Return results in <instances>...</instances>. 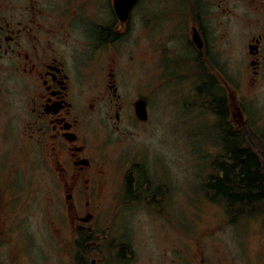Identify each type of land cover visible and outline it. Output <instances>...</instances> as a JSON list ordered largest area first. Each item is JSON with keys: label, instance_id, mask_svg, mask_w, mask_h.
I'll return each mask as SVG.
<instances>
[{"label": "rangeland", "instance_id": "1", "mask_svg": "<svg viewBox=\"0 0 264 264\" xmlns=\"http://www.w3.org/2000/svg\"><path fill=\"white\" fill-rule=\"evenodd\" d=\"M234 9L238 16L218 17L219 26L210 37L216 46L212 53L236 85L237 107L249 120L264 156V86L249 91L245 83L246 64L241 57L247 16ZM144 18L145 26L139 17L125 34L118 78L121 91L146 96L149 116L135 121L127 117L122 132L111 134L112 142L105 147L111 188L98 192L94 230L85 232L71 223L73 210L83 215L84 209L63 206L48 159L37 154L25 135L21 91H14L13 80L1 78L0 264H77L81 254L88 264H217L220 256L221 264H259L257 253L264 255V199L231 216L225 203L218 205L207 192L209 177L219 172L214 159L222 153L213 93L184 91L182 46L179 42L170 46L164 37L154 54L149 47L148 14ZM230 37L233 44L227 42ZM215 94L223 95L229 105L223 91ZM134 168L143 169V190L150 191V200L141 191L140 196L137 192L130 196L132 202L119 204L117 198L111 203L122 173L128 171L138 183ZM107 225L115 229L108 244L103 237ZM122 243L129 255L123 248L120 253L116 250V244Z\"/></svg>", "mask_w": 264, "mask_h": 264}, {"label": "flooded vegetation", "instance_id": "2", "mask_svg": "<svg viewBox=\"0 0 264 264\" xmlns=\"http://www.w3.org/2000/svg\"><path fill=\"white\" fill-rule=\"evenodd\" d=\"M128 1L0 0V82L1 78L13 80L14 91H21L25 135L37 154L48 159V168L62 191L63 206L84 209L83 215L73 210L71 223L85 232L95 229L91 222L93 209L99 206V190L106 187L109 192L111 188L105 155L111 134L122 132L125 118L135 121L138 98L146 101L149 116L144 94L119 88L125 34L135 26V19L140 21L141 17L140 24L145 26L148 14L149 47L154 54H158V42L164 37L170 46L180 43L184 91L213 93V101L217 91H223L225 99L229 97V108L225 105V109L235 130L247 117L240 113L237 118V87L217 63L218 56L212 53L216 46L210 37L219 26L220 15L230 19L238 16L234 8L242 10L247 16L241 57L246 64L245 83L249 91L264 86V0H130L124 14ZM226 33L224 30L227 38ZM230 38L227 42L233 44ZM142 170L134 168L137 184L131 173H122L118 190H112L114 200L108 193L107 202L115 203L117 198L119 204L122 200L132 202L130 196L135 192L140 196L141 191L150 200V191L143 190ZM222 174L219 170L217 176ZM219 197L215 202L223 205ZM167 199L165 188L161 202L165 204ZM106 228L103 237L108 244L115 229L110 225ZM122 248L129 255L123 243L116 244L119 253ZM257 256H261L257 262L264 263L263 253ZM219 258L217 264H221ZM200 261H204L203 256Z\"/></svg>", "mask_w": 264, "mask_h": 264}, {"label": "trees", "instance_id": "3", "mask_svg": "<svg viewBox=\"0 0 264 264\" xmlns=\"http://www.w3.org/2000/svg\"><path fill=\"white\" fill-rule=\"evenodd\" d=\"M215 97L212 109L220 119L222 153L214 159V166L223 174L221 178L211 175L205 188L214 199L222 197L228 214L232 216L264 199V156L249 120H244L232 130L223 95ZM236 112L238 118L239 107ZM77 264H88L87 258L83 254L77 256Z\"/></svg>", "mask_w": 264, "mask_h": 264}, {"label": "water", "instance_id": "4", "mask_svg": "<svg viewBox=\"0 0 264 264\" xmlns=\"http://www.w3.org/2000/svg\"><path fill=\"white\" fill-rule=\"evenodd\" d=\"M130 4V0L127 2L126 9L124 11V14L126 13L127 7ZM123 16V15H121ZM135 115L140 120H145L147 118V110H146V101L143 98H138L135 101ZM84 220H87L88 217H84Z\"/></svg>", "mask_w": 264, "mask_h": 264}]
</instances>
